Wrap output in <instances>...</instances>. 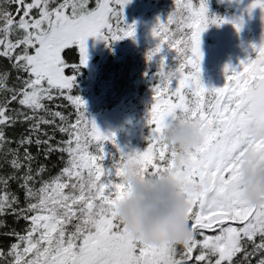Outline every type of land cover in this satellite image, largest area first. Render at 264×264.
<instances>
[{
  "label": "snow or ice",
  "instance_id": "obj_1",
  "mask_svg": "<svg viewBox=\"0 0 264 264\" xmlns=\"http://www.w3.org/2000/svg\"><path fill=\"white\" fill-rule=\"evenodd\" d=\"M126 3L0 0V58L8 62L0 71V264H264V198L248 204L237 188L247 154L264 163V137L249 131L264 128V33L254 55L224 65L221 86L205 85L201 32L225 21L239 31L242 18L209 15L208 0H175L156 18L145 53L146 60L159 54L146 144L124 151L87 115L74 86L87 37L107 44L134 35ZM253 7L264 21V0H250ZM162 48L174 51L173 64ZM178 115L206 126L179 167L160 137ZM132 165L177 180L188 202L181 243L146 244L117 219Z\"/></svg>",
  "mask_w": 264,
  "mask_h": 264
},
{
  "label": "trees",
  "instance_id": "obj_2",
  "mask_svg": "<svg viewBox=\"0 0 264 264\" xmlns=\"http://www.w3.org/2000/svg\"><path fill=\"white\" fill-rule=\"evenodd\" d=\"M145 3L148 6L147 15L151 16L154 24L158 16L161 19L167 16L175 0H128L123 9L124 17L136 16ZM208 6L209 15L215 13L219 16H231L232 6L226 0H208ZM223 23L218 25L210 23V26L213 25L210 32L218 30ZM154 44L155 38L151 35V29L145 32L143 37L133 42L126 43L122 38L110 41L98 59L94 73H88L82 65L75 77L74 91L78 92L86 101L87 115L91 118L101 117L110 109H121L134 114L131 123L135 127H140V132L136 134L135 128L133 133L130 131L132 133L131 137H128L130 141H124V131L121 128L122 126L129 127L131 124L129 122L102 130L114 133L116 145H119L124 151L142 150L146 144L145 137L148 133V126L145 122V115L151 100V84L154 79L153 74L157 70L159 54L152 60H146L145 53ZM161 54L165 56L168 64L174 63L175 53L173 50L162 48ZM76 55L78 57V53ZM7 64L5 59L0 58V71ZM203 76L205 77L204 74ZM210 86L214 85L210 84ZM58 103L66 104L67 101H58ZM69 110L72 109L69 107ZM125 143L129 145H125ZM114 148L113 144H106L108 151H113ZM13 187L15 186L13 185ZM6 219L10 220V218ZM2 230L0 229V231Z\"/></svg>",
  "mask_w": 264,
  "mask_h": 264
},
{
  "label": "clouds",
  "instance_id": "obj_3",
  "mask_svg": "<svg viewBox=\"0 0 264 264\" xmlns=\"http://www.w3.org/2000/svg\"><path fill=\"white\" fill-rule=\"evenodd\" d=\"M206 126L198 119L188 120L178 115L160 133L161 141L175 149L176 166L187 161L188 152L201 143ZM253 137H264V128L249 126ZM126 189L115 205L120 223L133 236L146 244L169 240L181 243L189 234L185 222L188 202L167 171L159 174L141 173L135 165L126 168L122 176ZM238 196L248 204L264 198V163L249 153L240 167Z\"/></svg>",
  "mask_w": 264,
  "mask_h": 264
},
{
  "label": "rangeland",
  "instance_id": "obj_4",
  "mask_svg": "<svg viewBox=\"0 0 264 264\" xmlns=\"http://www.w3.org/2000/svg\"><path fill=\"white\" fill-rule=\"evenodd\" d=\"M226 1L232 6V13L229 18L235 19L240 17L242 18V23L239 31L233 27L232 23L225 21L223 25L213 33L210 32L213 27L212 24L211 26L208 25L201 32V79L205 85L212 84L217 87L221 86L224 83V65L229 63L234 67H238L240 60L244 59L246 56L254 55L252 44H259L262 33H264V21L261 19L262 12L259 7H253L249 11L247 5L250 3V0ZM147 12L148 6L145 3L136 16L129 18L124 17L127 23L135 22L134 35L131 37H122L126 43L136 41L143 37L145 32L152 28L153 20L149 14L147 15ZM85 43L88 58L86 65L83 66L87 69L88 73L93 74L98 59L104 52L108 43L106 44L103 39L93 36L87 37ZM92 119L101 130H108L110 127H115L117 124L133 122L134 114L121 109H110L101 117H92ZM121 128L124 131V141L127 140V142L130 141L129 138L134 128L136 134L140 132V127H135L133 123H131L129 127L122 126ZM130 131H132V133ZM125 145L129 144L125 143Z\"/></svg>",
  "mask_w": 264,
  "mask_h": 264
},
{
  "label": "flooded vegetation",
  "instance_id": "obj_5",
  "mask_svg": "<svg viewBox=\"0 0 264 264\" xmlns=\"http://www.w3.org/2000/svg\"><path fill=\"white\" fill-rule=\"evenodd\" d=\"M223 49H224V47H223Z\"/></svg>",
  "mask_w": 264,
  "mask_h": 264
}]
</instances>
